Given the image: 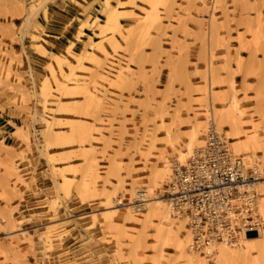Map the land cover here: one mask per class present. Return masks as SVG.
I'll list each match as a JSON object with an SVG mask.
<instances>
[{
  "label": "rangeland",
  "instance_id": "obj_1",
  "mask_svg": "<svg viewBox=\"0 0 264 264\" xmlns=\"http://www.w3.org/2000/svg\"><path fill=\"white\" fill-rule=\"evenodd\" d=\"M103 1L0 0V264H153L160 255L162 264H186L175 240L159 247L157 221L141 231L121 220L124 204L138 198L133 185L147 188L164 159L173 170L185 164L179 149L200 122L204 142L191 155L211 121L245 155L212 119L210 90L214 111L229 109L234 91L244 130L264 147V0ZM115 5L121 30L102 36ZM168 181L157 197H173ZM115 188L117 213L107 225ZM256 213L264 230L258 205ZM141 232L133 261L130 236ZM248 234L253 259L262 238Z\"/></svg>",
  "mask_w": 264,
  "mask_h": 264
},
{
  "label": "bare ground",
  "instance_id": "obj_2",
  "mask_svg": "<svg viewBox=\"0 0 264 264\" xmlns=\"http://www.w3.org/2000/svg\"><path fill=\"white\" fill-rule=\"evenodd\" d=\"M100 6L105 7V8H110V6H112L111 0H104ZM112 11L113 13L109 16L110 25L100 32V35L102 36L107 35V31L111 28L113 29L116 28L117 32L121 30L120 29L121 26H118V27L116 26L117 24H121L118 20V12H120L121 10L117 9V6L115 5L113 6ZM30 16L31 14L27 18L28 23L30 22ZM154 20H156V18H154ZM87 24H88L87 21H83L82 24L77 28L76 39L79 40L83 38L84 33H86L85 27ZM92 40H93L92 37H89L88 42L91 43ZM73 45H74V41H72L68 45L67 47L68 51L70 52L72 51L71 48ZM89 53L93 54V52H89ZM60 62L62 63L63 59L60 60ZM60 68L61 70L63 69L62 66H60ZM231 79L232 77H230L229 79L230 85H231L230 90L235 89V82L231 81ZM58 82L61 85L66 84V82L63 81L62 79H58ZM233 92H234L233 90L230 91L231 96L229 95L230 96L229 99L231 101V106L229 109L217 108L216 109L217 111L213 110L212 103L214 100L212 99V94H213L212 90H210V92L207 93V95L205 96V99L210 102V107H211L210 113L212 115V119L214 120L215 118L218 119L217 121H218L220 128H224V126L229 127L227 132H228V135H230V137L233 138L232 147H234V150L244 153L247 156V158L248 157L253 158V156H255L254 159L245 160L246 158L245 155L243 156L242 154H235L232 151L235 155L242 156L244 159L245 165L247 167L249 166L251 167L257 164L258 162L257 158L259 155L257 156L256 153L262 151L264 147L261 141L259 140V134L257 132L249 133V132H246L248 130H244V126H243L244 120L241 118L242 112L240 110V106L236 98V95ZM225 95H222V96L216 95L215 98L224 99ZM261 107L259 109H261ZM199 124L194 126L187 133V140L184 143V145H182V149L178 148L180 150L179 158L182 161H186V163L188 162L189 158L194 154L193 153L191 155L194 148L198 144L204 142V139L200 137V131H201L200 127L201 126H199ZM172 131H173L172 129L170 128L168 129V134L166 136L168 138V140L166 138L167 141H172L174 139V135ZM203 146L204 145L200 146L194 152L198 151ZM177 160L179 161V159ZM160 164H161L160 166L156 164L150 170V174L148 173L147 178L144 180V185L145 187L147 186V188L137 189V186L133 185L130 192L132 194H136L138 198L136 199L134 198L135 200H133L132 202H129L128 204H124L123 208L125 209V211L122 215L121 220H123V222L130 221V222H133L139 225L141 231L145 230L148 226H150L155 221H157L156 232L154 236L156 237L158 241L159 247H163L165 244L169 242V240H175L176 242L175 248L178 253L177 259L178 258L184 259L186 264H209L208 259H206L207 257L193 248V234L188 225L189 223L188 216L185 213H182L174 208L173 198H169V200H164V199H161V197L160 198L157 197L154 193L156 189L164 185V182L166 181L167 178H169L168 183L170 186V188H168L170 191L169 195H175L177 193L176 187H174L176 172L175 170L172 169L170 160L164 159L162 160V163ZM185 164H182V165H185ZM256 187H258V189H260L264 194V179L253 181L250 184L240 185L238 188H239L240 193H242V195L244 196L249 195L250 197L254 198L253 199L254 201L253 202V207H254L253 215L255 219H257L256 217L258 216L256 215L257 214L256 208L258 205L259 212L261 213L262 219L264 220V196L260 197V200L258 201L260 194L258 193ZM246 191L247 193H245ZM114 195H116V188L107 193L108 207L106 208V210L103 211L104 223H106L107 225L111 223L112 219L115 217L117 213V209L115 208L116 206L113 205V203L116 201V200L114 201ZM117 203L120 204L122 203V201L120 199H117ZM135 203H139L142 206V208L138 209V206L135 205ZM133 206L135 209L133 208ZM143 208L145 209V212L142 214V216H139V213L136 211L141 210ZM92 215L94 216L96 215V213L93 212ZM185 222L187 223L185 224ZM183 228L186 230V233L184 234V236H181V232ZM255 230H258V236L256 238H262V242L258 245L259 254L257 255L255 254V256H253L254 258L252 259L251 249H253V247H251L250 245V240L252 238H250L247 232L242 231L241 232L242 236L240 238L238 236L239 239L237 238L238 241L236 239L235 241L230 243L229 241L224 240V241L216 243L217 254L215 258L217 259L219 264H263L264 263V230H260L259 228ZM139 231L140 230H138L137 232L139 233ZM140 234L138 235L136 233V234H131L133 236H130L133 242V247L131 248V252H132L131 258L133 259V261H137L138 249L144 247L143 245L144 243L141 238L142 232ZM161 251L162 249L160 250V252ZM216 259H215V263H216ZM177 263H178L177 260L173 262V264H177ZM153 264H162L161 255L154 257Z\"/></svg>",
  "mask_w": 264,
  "mask_h": 264
},
{
  "label": "built area",
  "instance_id": "obj_3",
  "mask_svg": "<svg viewBox=\"0 0 264 264\" xmlns=\"http://www.w3.org/2000/svg\"><path fill=\"white\" fill-rule=\"evenodd\" d=\"M175 172L174 208L188 216L193 248L204 254L209 264H215L216 243H232L242 231L258 232L254 198L242 195L238 187L264 179V156L247 167L211 121L205 145L185 165L177 166Z\"/></svg>",
  "mask_w": 264,
  "mask_h": 264
},
{
  "label": "snow or ice",
  "instance_id": "obj_4",
  "mask_svg": "<svg viewBox=\"0 0 264 264\" xmlns=\"http://www.w3.org/2000/svg\"><path fill=\"white\" fill-rule=\"evenodd\" d=\"M243 36L241 37V40H243ZM261 46H264V30L261 32Z\"/></svg>",
  "mask_w": 264,
  "mask_h": 264
},
{
  "label": "crops",
  "instance_id": "obj_5",
  "mask_svg": "<svg viewBox=\"0 0 264 264\" xmlns=\"http://www.w3.org/2000/svg\"><path fill=\"white\" fill-rule=\"evenodd\" d=\"M166 135H167V134H166V132H165V135H164V137H166Z\"/></svg>",
  "mask_w": 264,
  "mask_h": 264
}]
</instances>
